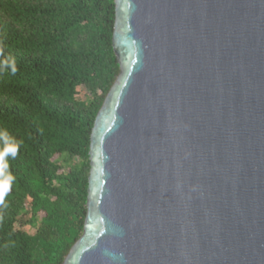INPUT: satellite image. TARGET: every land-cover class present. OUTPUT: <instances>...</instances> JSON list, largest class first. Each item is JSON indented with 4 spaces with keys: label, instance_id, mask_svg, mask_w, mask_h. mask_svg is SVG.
<instances>
[{
    "label": "water",
    "instance_id": "95a60500",
    "mask_svg": "<svg viewBox=\"0 0 264 264\" xmlns=\"http://www.w3.org/2000/svg\"><path fill=\"white\" fill-rule=\"evenodd\" d=\"M120 74L62 264H264V0H115Z\"/></svg>",
    "mask_w": 264,
    "mask_h": 264
},
{
    "label": "trees",
    "instance_id": "16d2710c",
    "mask_svg": "<svg viewBox=\"0 0 264 264\" xmlns=\"http://www.w3.org/2000/svg\"><path fill=\"white\" fill-rule=\"evenodd\" d=\"M115 17V0H0V264H62L83 233Z\"/></svg>",
    "mask_w": 264,
    "mask_h": 264
},
{
    "label": "rangeland",
    "instance_id": "374dc122",
    "mask_svg": "<svg viewBox=\"0 0 264 264\" xmlns=\"http://www.w3.org/2000/svg\"><path fill=\"white\" fill-rule=\"evenodd\" d=\"M56 159H57V161L62 165V171L64 170V171H67L68 170V166H69V164L67 163V157H59V156H56L55 157Z\"/></svg>",
    "mask_w": 264,
    "mask_h": 264
},
{
    "label": "clouds",
    "instance_id": "9594fccd",
    "mask_svg": "<svg viewBox=\"0 0 264 264\" xmlns=\"http://www.w3.org/2000/svg\"><path fill=\"white\" fill-rule=\"evenodd\" d=\"M5 67H11L12 70H13V72L15 71L14 64H8V63H6V64H5Z\"/></svg>",
    "mask_w": 264,
    "mask_h": 264
}]
</instances>
